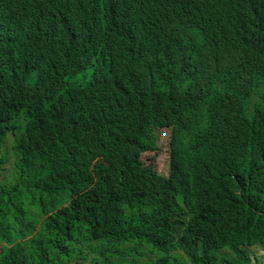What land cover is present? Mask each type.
Listing matches in <instances>:
<instances>
[{"label": "trees", "instance_id": "16d2710c", "mask_svg": "<svg viewBox=\"0 0 264 264\" xmlns=\"http://www.w3.org/2000/svg\"><path fill=\"white\" fill-rule=\"evenodd\" d=\"M65 28L0 0V264H264V0H78ZM17 35L54 53L50 82L23 81ZM195 52L209 70L182 83ZM217 63L254 88L218 94Z\"/></svg>", "mask_w": 264, "mask_h": 264}, {"label": "clouds", "instance_id": "9594fccd", "mask_svg": "<svg viewBox=\"0 0 264 264\" xmlns=\"http://www.w3.org/2000/svg\"><path fill=\"white\" fill-rule=\"evenodd\" d=\"M36 8L39 9V14H47L51 17V22L54 26L58 27L62 31L71 33L65 28L67 20L76 12L78 7V0H29ZM139 5L142 4L143 0H136ZM148 1V0H147ZM166 0H156L159 5H164ZM211 20L217 25L219 30L223 27L225 23V12L222 8L208 12ZM111 37L115 39V43L120 39H123L121 32H111ZM157 36L149 37L150 42ZM262 37H260L255 42H260ZM15 43L19 51V59L24 61L25 70L21 75L23 81L28 85H44L51 81L52 65L54 62V53L52 55H46L36 49L35 44H29L27 41V36L17 35L15 38ZM47 50L52 51L48 46L42 45ZM91 46L90 40H82L76 34H71L65 42V51L70 56H80L89 51ZM53 52V51H52ZM209 61L206 54H201L195 52L187 61L186 65L180 71V79L183 82H189L196 77H204L207 74V68L209 70ZM214 71V89L220 95L225 97L249 92L254 87L246 81L243 80H225L220 77L222 75L219 69L218 63L213 67ZM258 99L257 94L252 97L251 104H254ZM256 100V101H254ZM233 255L230 257H222L221 250L217 253L218 258H234L236 253L234 250L230 249ZM252 250L261 257L262 245L257 244ZM264 253V251H263ZM261 261V260H260ZM262 263V262H261ZM188 264H192L189 262ZM227 264V263H220Z\"/></svg>", "mask_w": 264, "mask_h": 264}, {"label": "rangeland", "instance_id": "374dc122", "mask_svg": "<svg viewBox=\"0 0 264 264\" xmlns=\"http://www.w3.org/2000/svg\"><path fill=\"white\" fill-rule=\"evenodd\" d=\"M254 101H256V100H254ZM145 115L148 118H152V119H154L156 121L161 120L163 117H167L168 118V123H166V125H165V128L167 129V131H164V132L162 131V134H161L162 140H161L160 143L168 142L169 139H167L166 137H168L169 130L171 128V122H170V117L171 116H170V114L169 115H165L163 113L157 114L156 107L155 106H149L148 110L145 112ZM10 142L11 141L7 142V144L8 145L11 144ZM166 158H167V155L165 154V152H161L156 157L145 156L144 163L146 165H151L152 164L155 168H158V170H161L163 165H164V163H165V161H166ZM157 178H158V180H160L159 177H157ZM145 248H146L145 246L142 248L143 252H144ZM220 252H221L220 254H221L222 257H230V256L233 255V252L231 250L227 249V248L222 249ZM82 256H84V255H82ZM81 257L77 258L76 264H81V263L91 264L89 258L82 260Z\"/></svg>", "mask_w": 264, "mask_h": 264}]
</instances>
